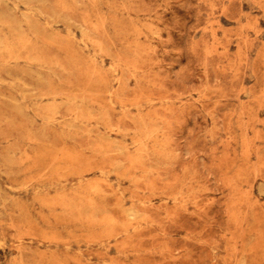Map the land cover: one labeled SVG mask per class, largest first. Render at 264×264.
<instances>
[{"label": "rangeland", "instance_id": "1", "mask_svg": "<svg viewBox=\"0 0 264 264\" xmlns=\"http://www.w3.org/2000/svg\"><path fill=\"white\" fill-rule=\"evenodd\" d=\"M0 264H264V0H0Z\"/></svg>", "mask_w": 264, "mask_h": 264}]
</instances>
